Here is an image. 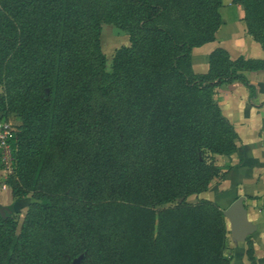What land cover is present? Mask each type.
Returning a JSON list of instances; mask_svg holds the SVG:
<instances>
[{
    "label": "trees",
    "instance_id": "16d2710c",
    "mask_svg": "<svg viewBox=\"0 0 264 264\" xmlns=\"http://www.w3.org/2000/svg\"><path fill=\"white\" fill-rule=\"evenodd\" d=\"M233 2L264 50V0ZM220 5L0 0V121L14 156L4 183L18 198L0 213V264H230L222 210L186 198L219 173L215 156L236 150L215 88L252 90L244 72L264 71V58L216 48L205 73L192 70ZM103 23L129 38L109 72Z\"/></svg>",
    "mask_w": 264,
    "mask_h": 264
},
{
    "label": "crops",
    "instance_id": "0c3cea01",
    "mask_svg": "<svg viewBox=\"0 0 264 264\" xmlns=\"http://www.w3.org/2000/svg\"><path fill=\"white\" fill-rule=\"evenodd\" d=\"M218 12L220 23L215 39L191 49L190 62L195 73L208 70L209 55L216 48L226 50L231 59L264 58L261 44L247 33L242 6L233 0H221ZM244 75L252 90L239 80L215 88V101L235 130L236 150L216 156L220 170L210 180L206 194L225 209L243 197L246 217L255 229L244 241L232 237L230 263L264 264V71H247ZM5 178V169L0 167V206L9 207L15 199ZM250 245L251 259L246 254Z\"/></svg>",
    "mask_w": 264,
    "mask_h": 264
},
{
    "label": "rangeland",
    "instance_id": "374dc122",
    "mask_svg": "<svg viewBox=\"0 0 264 264\" xmlns=\"http://www.w3.org/2000/svg\"><path fill=\"white\" fill-rule=\"evenodd\" d=\"M128 44H129V38H128V33L126 31L119 29L117 26H115L112 23H103L102 24L101 32H100V46H101V50L103 52V55L106 58V63H105L106 64V71L109 72L111 70L110 69V63H111V59H112V56H113L115 50L117 48H119L121 45H128ZM0 92H1V90H0ZM12 135H13V133H12ZM11 137L9 139H7V144L9 143L8 147H0V167L5 169L6 177H8L9 175H11L13 173V157L14 156H13V148L11 146V141H10ZM216 159H217V157L215 156V159H214L215 164H216ZM216 166H217V164H216ZM8 188L10 189V187H8ZM207 191H208V188L205 192H202L198 195L193 194V195L188 196L186 198V200L188 202H196L200 198H207V194H206ZM14 199L16 201V199H18V198L14 197ZM31 200L32 199L30 197H26L23 200H21L20 202H24V204L26 205ZM182 200H183V198L179 199V201H182ZM214 203H216V202H214ZM218 207L222 210V212H223V210H225V208L222 206L218 205ZM25 211H26V208H23L18 213H15L13 215V217L16 219V221L18 223V228L20 226V223L22 221V218L24 216ZM225 220H226V232H227V252L229 254L230 251H233V249L231 248V245H233L234 241L232 240L233 238H232V235L230 232L229 222H228L227 218H225ZM229 245H230V247H229Z\"/></svg>",
    "mask_w": 264,
    "mask_h": 264
},
{
    "label": "water",
    "instance_id": "95a60500",
    "mask_svg": "<svg viewBox=\"0 0 264 264\" xmlns=\"http://www.w3.org/2000/svg\"><path fill=\"white\" fill-rule=\"evenodd\" d=\"M243 200V197L240 196L236 198L225 210H223V215L227 218L230 225L231 235L237 241H244L247 234L255 229V225L248 221L246 217ZM8 210V207L0 206V213L3 216ZM82 257L83 254L79 255L74 259V263H77Z\"/></svg>",
    "mask_w": 264,
    "mask_h": 264
},
{
    "label": "built area",
    "instance_id": "2783aa9c",
    "mask_svg": "<svg viewBox=\"0 0 264 264\" xmlns=\"http://www.w3.org/2000/svg\"><path fill=\"white\" fill-rule=\"evenodd\" d=\"M9 136H12V128L10 123L7 121H0V147H8L9 143L7 144V139L10 138Z\"/></svg>",
    "mask_w": 264,
    "mask_h": 264
}]
</instances>
